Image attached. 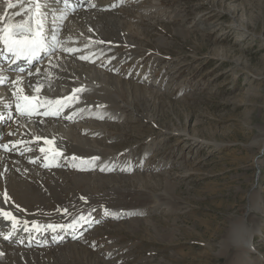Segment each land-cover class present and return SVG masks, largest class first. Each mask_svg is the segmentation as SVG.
I'll list each match as a JSON object with an SVG mask.
<instances>
[{
  "label": "rangeland",
  "instance_id": "obj_1",
  "mask_svg": "<svg viewBox=\"0 0 264 264\" xmlns=\"http://www.w3.org/2000/svg\"><path fill=\"white\" fill-rule=\"evenodd\" d=\"M118 4L120 17L106 16L119 20L114 28L127 43L118 49L129 56L115 74L136 86L118 93L121 107L113 108L121 118L102 131L113 168L59 165L52 195L45 176L34 184L49 193L44 216L69 219L92 203L88 209L105 207L90 219L123 208L122 216L101 218L78 241L59 230L66 243L58 244L60 237L4 262L264 264V145L257 143L264 137V0ZM235 226L253 230L252 251L228 240Z\"/></svg>",
  "mask_w": 264,
  "mask_h": 264
},
{
  "label": "bare ground",
  "instance_id": "obj_2",
  "mask_svg": "<svg viewBox=\"0 0 264 264\" xmlns=\"http://www.w3.org/2000/svg\"><path fill=\"white\" fill-rule=\"evenodd\" d=\"M73 1L77 2V7L73 11L66 13L63 0H41L43 4L42 11L47 13L44 22L46 45L52 46L48 58L41 59L37 64L17 77H9L2 70L3 67L0 66V77L5 78V82L0 84V207L18 218L19 224L17 228L23 230L25 221L29 222V226L33 220L42 225L49 223L70 225L74 219L81 215L88 216L90 219L93 211L100 209L102 206L105 207L102 205L95 209H88L93 206V203L87 204L89 207L86 209V213L77 214L69 219L44 216L40 213V208L45 203L42 199L48 196L49 193L44 186L35 188L34 182L40 180L41 176H45L47 182L42 181L44 178L41 181L45 182L46 186L49 185L52 195L60 187L58 186L59 181L53 177V172H56L57 169L59 170V165L61 167L69 165L77 170H81V167H83L86 169L85 171L94 169L100 170V172L111 171L113 168L112 163H107L105 160L102 131L107 129L105 124L121 118L119 113L121 110L113 108V106L121 107L119 95L121 96L124 90H128L127 87L136 86V84H131L115 74L120 63L129 54H124L123 51L118 49L121 42L123 44L127 43L121 31L114 28L119 25V20L117 19L115 23L112 18L106 15L117 14L116 16L120 17L118 14H122L121 9H115V7L119 6L118 2L120 3V0ZM9 4L13 5V7H9ZM32 7V0H0V28L7 24H19L27 20L31 12L26 11V9H31ZM108 10L111 11L108 12ZM17 13H20V15H17ZM61 16L64 18L61 19ZM112 28L115 31H112ZM53 36L57 38L56 41L53 40ZM68 48H76L79 51L69 54L65 51ZM53 49L55 50L53 51ZM81 55L88 56L89 59L81 60L78 58ZM37 69H39V72H37ZM29 72H31V75H29ZM12 81L17 83L14 85ZM36 86L41 88L39 93L34 91ZM81 86L85 90L78 94V103L64 109L59 116L43 115L45 108H38L37 112L31 116L21 115L16 111L17 96L24 94L38 96L41 101L64 98L72 95L74 88H80ZM100 98L104 102L102 105L100 103L99 107L92 110L83 107V105H88L91 102H98ZM111 110L113 114L109 113ZM73 113L74 115H72L71 119L65 118ZM36 136L54 139L55 145L63 154L52 159V153L49 152L47 153L48 159L46 161L44 159L45 154L41 153L39 148L41 146L46 148L49 146L44 145L42 140L32 142L33 137ZM257 143L263 146L264 137ZM3 145H7V148L2 147ZM73 157H77V159L73 160ZM81 157L85 159L99 157V159L95 161L96 166L93 167L90 163L82 165L79 159ZM46 163L49 166H45ZM101 167H104L105 170L101 171ZM128 169V166L119 170L115 168L119 172L118 174H120L121 170L125 172L129 171ZM101 176L106 177L107 175L101 174ZM112 176L117 178L120 175ZM5 192H7L9 197L7 201L4 200ZM84 192H87V190ZM155 196L157 195L155 194ZM110 198L112 199V197ZM77 199L82 200L79 197ZM75 200L76 197L70 200V205ZM31 203H35V206L31 207ZM108 205L111 206L110 204ZM81 206L85 205L81 204ZM108 208L111 209V207ZM122 210L123 208L121 211L108 210L102 216L115 219L122 216ZM64 211L62 208L60 212L63 213ZM138 221L140 222L139 219ZM77 225L78 228L66 229L67 237L72 236L73 238L75 235L80 236L82 232H87L90 223ZM10 227L11 221H6L0 216V253H2L0 255V264H6L7 262L4 261L16 255H19L18 259H23L27 252L38 253L41 250L40 246L43 244H55L61 237L58 234V229L56 232L42 230L41 233L51 237L49 242L45 241L42 244L39 240L41 234L36 231H24L27 236L17 234L13 239H5L4 237L9 235V232L6 231ZM240 229L244 230L243 228ZM240 229H237V226L230 228L228 240L242 246L243 252L246 254V252L252 251L248 243L252 244L253 230L248 231V229H245L244 232L246 233H244ZM12 236L13 234L10 235V238ZM24 238H28V240L24 241ZM61 239L66 238L61 237Z\"/></svg>",
  "mask_w": 264,
  "mask_h": 264
},
{
  "label": "snow or ice",
  "instance_id": "obj_3",
  "mask_svg": "<svg viewBox=\"0 0 264 264\" xmlns=\"http://www.w3.org/2000/svg\"><path fill=\"white\" fill-rule=\"evenodd\" d=\"M33 7L31 9H26V11H30L31 15L28 16L27 20L23 21L19 24H7L4 25L3 28H0V43L4 45L5 50L7 53H10L16 59L24 58L27 62L32 63L33 60L39 57L41 51H43L46 47V39H45V19L47 17V13L42 11L43 4L41 0H32ZM65 4H68V0H65ZM95 6V5H93ZM9 7H13V5L9 4ZM20 15V13H17ZM64 17L61 16V19ZM56 37L53 36V40L56 41ZM55 49H53L54 51ZM67 51L69 54H73L79 49L76 48H68ZM81 60L89 59L88 56H79ZM21 73L24 72V69L19 70ZM39 72V69H37ZM31 75V72H29ZM5 82L4 77H0V84ZM15 85L17 82L12 81ZM85 89L83 86L80 88H74L72 90V95H69L64 98H57V99H45L41 101L38 96H30L27 94L17 96V103H16V111L21 115L31 116L32 114L36 113L38 108H45L43 115L48 116H59L60 113L66 109L70 108L73 104L78 103L79 101V93L83 92ZM35 92L39 93L41 88L36 86L34 89ZM73 114L66 116V119H71ZM43 141L44 145H48L49 147L41 146L39 151L45 154L44 159L47 161L48 156L47 153H52V159H55L58 156H61L63 153L62 151L55 145L54 139H49L46 137H33L32 142L36 141ZM23 143V141H21ZM5 149L7 145H3ZM77 157H73V160H76ZM81 164H92L95 167V161L99 159V157H91L88 159L79 158ZM34 162V161H32ZM45 166H49L47 163ZM81 170H86L85 168L81 167ZM105 170L104 167H101V171ZM9 199L7 192L4 193V200L7 201ZM83 199V198H82ZM67 211V210H65ZM0 216L4 218L6 221H11V227L13 231H15L18 227L19 220L15 217L11 212L4 211L2 207H0ZM81 223H91V220L88 216L81 215L77 219H74L70 225H58V224H47L42 225L37 221L33 220L30 223L25 221L24 222V231H36L40 232L42 230L48 231L51 230L52 232H56L59 230H66L68 228H76L77 224ZM12 233H9L11 235ZM8 239V236L4 237ZM55 239V237H53ZM2 255V253H0Z\"/></svg>",
  "mask_w": 264,
  "mask_h": 264
}]
</instances>
